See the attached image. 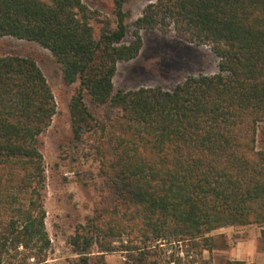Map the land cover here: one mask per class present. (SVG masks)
Segmentation results:
<instances>
[{
    "label": "trees",
    "instance_id": "obj_1",
    "mask_svg": "<svg viewBox=\"0 0 264 264\" xmlns=\"http://www.w3.org/2000/svg\"><path fill=\"white\" fill-rule=\"evenodd\" d=\"M112 1L115 22L97 38L91 24L97 12L82 0H0V39L39 44L60 65L64 83L79 84L70 102L73 139H89L106 203L70 239L77 264H89L96 246L114 251L112 240L124 236L139 239L119 250L135 264H159L151 249L158 242H191L202 254L213 249L214 231L264 226V148L257 146L264 0L150 3L136 29L173 31L208 46L219 72L169 90L116 93L117 65L135 59L143 42L138 31L124 42L128 0ZM55 115L37 62L0 56V264H48L40 137Z\"/></svg>",
    "mask_w": 264,
    "mask_h": 264
},
{
    "label": "rangeland",
    "instance_id": "obj_2",
    "mask_svg": "<svg viewBox=\"0 0 264 264\" xmlns=\"http://www.w3.org/2000/svg\"><path fill=\"white\" fill-rule=\"evenodd\" d=\"M97 18L91 21L95 36H100L106 23L115 22L112 0H82ZM156 0H128V32L124 40L130 43L138 31L143 46L139 55L128 62H120L113 79L115 93L136 91L142 88L169 90L188 77L213 76L219 72V58L208 46H196L178 38L173 31L137 30L135 22L143 10ZM115 26V24H113ZM21 56L34 59L44 73L56 102V115L51 127L40 137L46 186L44 207L47 212L46 228L51 240L48 264H77L70 239L85 225L88 217L105 206L106 194L102 190L99 162L87 142L76 143L73 139L70 102L79 84L67 86L62 70L52 53L35 42L11 37L0 39V56ZM89 105L90 100L87 98ZM92 106V105H91ZM258 148H264V125L258 134ZM233 231L223 228L214 231L215 244L211 251L202 254L191 242H158L153 246V258L159 264H227L230 252L241 239ZM231 232V233H230ZM124 236L112 240L114 251L100 253L93 249L89 264H135L133 255L119 251L122 246L139 244V239ZM119 248V249H118ZM32 263V261H30ZM206 264V263H205Z\"/></svg>",
    "mask_w": 264,
    "mask_h": 264
},
{
    "label": "crops",
    "instance_id": "obj_3",
    "mask_svg": "<svg viewBox=\"0 0 264 264\" xmlns=\"http://www.w3.org/2000/svg\"><path fill=\"white\" fill-rule=\"evenodd\" d=\"M229 229L233 231L234 228L229 227ZM236 235L243 239L232 248L231 261L264 264V226L237 227Z\"/></svg>",
    "mask_w": 264,
    "mask_h": 264
}]
</instances>
